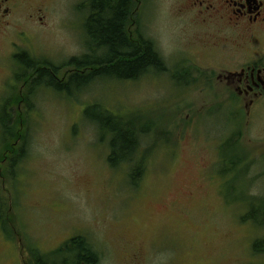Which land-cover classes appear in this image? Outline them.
Wrapping results in <instances>:
<instances>
[{
    "label": "rangeland",
    "instance_id": "1",
    "mask_svg": "<svg viewBox=\"0 0 264 264\" xmlns=\"http://www.w3.org/2000/svg\"><path fill=\"white\" fill-rule=\"evenodd\" d=\"M175 1L136 0L128 28L154 42L167 70L99 80L72 98L34 79L14 81L20 65L11 52L60 67L57 78L66 81L74 71L66 63L87 51V0H36L33 19L21 13L17 27L0 32V156L2 147L10 155L0 165V214L12 221L0 225V264L32 260L29 246L47 254L75 235L87 237L97 264H264L252 251L264 227L241 219L259 209L248 200L264 199V108L249 116L214 97L219 87L206 74L213 70L179 64L188 31ZM12 101L6 134L2 107ZM95 103L151 129L140 147L150 153L138 187L127 167L109 166L108 143L84 117ZM233 134L242 162L227 170L222 155L234 156Z\"/></svg>",
    "mask_w": 264,
    "mask_h": 264
},
{
    "label": "trees",
    "instance_id": "2",
    "mask_svg": "<svg viewBox=\"0 0 264 264\" xmlns=\"http://www.w3.org/2000/svg\"><path fill=\"white\" fill-rule=\"evenodd\" d=\"M135 8L136 0H87L88 16L85 23L87 51L83 55L71 58L66 63L74 69L67 80L63 81L57 78L60 67L46 61L33 59L27 52L19 54L20 72L16 77L22 80L34 76V86L52 88L55 92L72 98L76 96V93L99 80H137L151 69L158 73L164 72L167 70L165 60L157 51L154 42L144 37L139 30L136 32V38L133 35L130 36L131 32L128 28L131 15L135 14ZM23 71H27V77H24ZM181 78L183 79L182 76ZM13 104L14 101L10 102V105L2 107L4 118L1 124L5 128L6 134L11 128L10 114L12 120L15 116L16 110ZM10 110L13 113H10ZM84 117L96 126L99 142L108 143L107 161L109 166L112 169L127 167L130 185L138 187L146 173L147 158L150 153L148 149L143 155L140 152V147L144 137L148 138L149 133L152 132L151 129L148 126L137 125L134 121L127 120L99 103L87 106ZM235 136L237 135L233 134L228 140V142L231 141L228 143L229 151L234 156L230 157L227 153L222 155L224 165H229L227 170H235L242 162L237 156L238 144L232 143V140H237ZM21 151L23 152L24 149L22 148ZM6 156L10 155L6 153ZM248 201L252 208L258 206L259 209L247 211L241 216V219L254 223L258 228L264 227V199ZM10 207L12 208V205ZM8 222L12 223L10 214H5L3 217L0 214L1 228L4 229ZM29 250L32 252L33 259L27 258L25 264H36L41 260L44 261L41 264H47L46 261H55V264H97L100 260L99 254L84 235H75L69 238L60 247L47 254L39 248H32V246H29L28 253H30ZM252 251L255 255H264V236L254 240ZM55 256H60V259L56 260ZM49 257L53 259H45Z\"/></svg>",
    "mask_w": 264,
    "mask_h": 264
},
{
    "label": "flooded vegetation",
    "instance_id": "3",
    "mask_svg": "<svg viewBox=\"0 0 264 264\" xmlns=\"http://www.w3.org/2000/svg\"><path fill=\"white\" fill-rule=\"evenodd\" d=\"M35 1L0 0V32L10 33L17 27L21 13L33 19L37 7L31 3ZM174 9L182 30L188 31L185 42L177 47L179 64L185 70H213L206 72L213 86L219 87L213 95L226 104L237 102L238 109H246L249 116L263 109L264 0H176ZM11 43L15 47L16 42ZM19 54L17 48L11 52L17 64ZM16 145L14 141L13 150ZM1 151L3 165L9 160V149Z\"/></svg>",
    "mask_w": 264,
    "mask_h": 264
}]
</instances>
